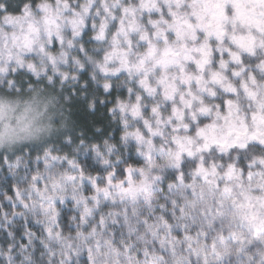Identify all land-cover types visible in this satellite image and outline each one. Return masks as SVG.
Listing matches in <instances>:
<instances>
[{"label":"snow or ice","instance_id":"obj_1","mask_svg":"<svg viewBox=\"0 0 264 264\" xmlns=\"http://www.w3.org/2000/svg\"><path fill=\"white\" fill-rule=\"evenodd\" d=\"M0 264H264V0H0Z\"/></svg>","mask_w":264,"mask_h":264}]
</instances>
